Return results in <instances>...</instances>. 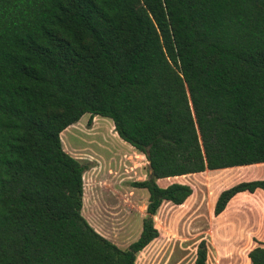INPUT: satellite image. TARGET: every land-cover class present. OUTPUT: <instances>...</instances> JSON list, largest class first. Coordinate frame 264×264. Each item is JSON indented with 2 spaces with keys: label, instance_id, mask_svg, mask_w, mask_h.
Instances as JSON below:
<instances>
[{
  "label": "trees",
  "instance_id": "trees-1",
  "mask_svg": "<svg viewBox=\"0 0 264 264\" xmlns=\"http://www.w3.org/2000/svg\"><path fill=\"white\" fill-rule=\"evenodd\" d=\"M111 119L145 155L139 237L123 248L83 214L90 164L62 133ZM264 163V0H0V264H136L165 202L161 179ZM264 179L222 191L221 215ZM200 243L195 264H207ZM264 264V241L249 252Z\"/></svg>",
  "mask_w": 264,
  "mask_h": 264
},
{
  "label": "rangeland",
  "instance_id": "rangeland-1",
  "mask_svg": "<svg viewBox=\"0 0 264 264\" xmlns=\"http://www.w3.org/2000/svg\"><path fill=\"white\" fill-rule=\"evenodd\" d=\"M61 136L67 152L90 164L84 174V216L101 234L127 247L139 237L146 215L149 192L132 183L148 177V160L105 117L87 114ZM261 179L264 163L159 180L162 187L189 184L194 193L181 206H161L155 216L160 235L138 254L136 264H195L203 240L207 264H251L249 252L264 241V192L237 195L219 216L214 207L222 191Z\"/></svg>",
  "mask_w": 264,
  "mask_h": 264
},
{
  "label": "crops",
  "instance_id": "crops-1",
  "mask_svg": "<svg viewBox=\"0 0 264 264\" xmlns=\"http://www.w3.org/2000/svg\"><path fill=\"white\" fill-rule=\"evenodd\" d=\"M256 165H257V166H258V165H263V163H262V164H256ZM168 179H171V178H168ZM161 180H163V179H161ZM258 191H260V190H258ZM245 193H246V192H245ZM240 194H243V193H240ZM240 194H238V195H240ZM236 196H237V195H236ZM236 196H235V197H236ZM190 198H191V197H190ZM233 199H234V198H233ZM230 202H231V201H230ZM185 203H186V202H185ZM185 203H184V204H185ZM182 205H183V204H182ZM228 205H229V204H228ZM177 206H181V205H177Z\"/></svg>",
  "mask_w": 264,
  "mask_h": 264
}]
</instances>
